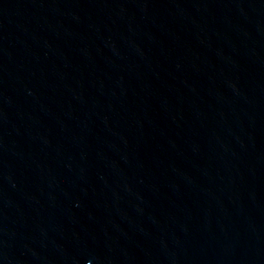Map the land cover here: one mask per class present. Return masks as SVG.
Listing matches in <instances>:
<instances>
[{
    "label": "water",
    "instance_id": "water-1",
    "mask_svg": "<svg viewBox=\"0 0 264 264\" xmlns=\"http://www.w3.org/2000/svg\"><path fill=\"white\" fill-rule=\"evenodd\" d=\"M0 264H264V0H0Z\"/></svg>",
    "mask_w": 264,
    "mask_h": 264
}]
</instances>
